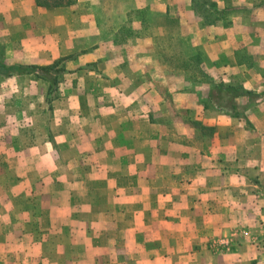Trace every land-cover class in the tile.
<instances>
[{"label":"crops","instance_id":"0c3cea01","mask_svg":"<svg viewBox=\"0 0 264 264\" xmlns=\"http://www.w3.org/2000/svg\"><path fill=\"white\" fill-rule=\"evenodd\" d=\"M210 1L213 19L197 14L192 0L166 5L165 12L179 10L201 47L206 75L188 79L171 98L146 76L150 45L133 64L124 60L134 57L129 46H116L120 38L113 37L109 60L101 62L91 49L98 23L85 21L77 5L0 0L11 63L48 66L68 58L64 77L72 79L86 62L96 63L90 83H60L77 92L53 101L51 115L42 106L39 114L0 118V138L26 127L15 149L77 154L74 165L11 179L17 189L0 196V264H126L135 256L132 264H264V100L238 99L248 107L245 119L202 104L215 86L264 91V0ZM158 35L147 41L160 43ZM12 83L0 84V93ZM67 217L77 225L68 227ZM130 250L135 256L125 259Z\"/></svg>","mask_w":264,"mask_h":264},{"label":"rangeland","instance_id":"374dc122","mask_svg":"<svg viewBox=\"0 0 264 264\" xmlns=\"http://www.w3.org/2000/svg\"><path fill=\"white\" fill-rule=\"evenodd\" d=\"M40 1L44 2L46 0ZM66 1L69 2V6L73 4L78 6V9L85 15V21H93V19H95V22L98 23L97 26L100 39L97 46L91 48L93 52L94 50H97L98 53L100 52L101 57L98 60L101 62L109 60V45L113 42V37H115V40L120 38L119 41L122 39V41L115 43L116 46H129L130 52L134 57H126L124 60L126 62H132L133 64H137L139 61L136 55L144 54L143 48L145 49L150 45V50L146 53L148 58L142 59L144 60L143 63L147 70L146 76L151 80L155 79L156 82L161 85L162 92L168 97L172 98L173 93L179 94L183 92L182 89L184 85H186V82L188 79L190 80L192 75L190 72L178 70L177 67L183 63L185 64L188 57L198 55L201 51V47L191 39V33L185 28L179 10H177L178 13L174 12L175 10L171 13L169 11L165 12V10L169 2L180 3L182 5L185 3V0H146V8L140 10L138 9V5L140 2H144L143 0ZM179 7L183 8V6ZM1 18L2 17H0V23ZM142 19L145 20L144 23ZM157 34L163 38L160 43L157 42L154 45L152 42L150 43L147 41L149 37H154V35L157 37ZM143 37H145L146 40ZM171 37L172 40H169ZM174 37L176 39H174ZM109 38L111 39L109 40ZM6 50L7 43L1 41L0 34V60L7 65H14L5 57ZM81 67L83 68L79 69V71H83L84 74H79L80 76L76 79H72L70 78L71 76L69 77V75H66L62 77L61 82L70 80V82L74 81L76 83H90V81L93 80V76L88 72L96 68V63L86 62ZM151 70H155L156 73L150 74ZM11 78L13 82L12 85L3 86L0 93V118H2L3 121H6V119H9V117L14 114L20 118H25L26 114L30 113L39 114L42 106L46 113L52 114L53 108L52 111H50L49 104L47 103L49 91L48 82L40 79L37 75L23 77L14 76ZM11 78H0V84L9 81ZM1 86L2 85H0V87ZM59 88L58 92L54 93L53 98L73 97V93L77 92L74 90H61V85ZM87 91L82 90L83 93ZM69 93L70 95H68ZM30 99L33 100L30 101ZM243 106L247 107L246 104ZM17 128L19 130L14 128V134L12 132L8 133V135L7 133H3V136L0 138V196L2 199L5 197L8 198L10 190L12 191L18 187L16 186L17 183L11 182V179L20 180L29 175L39 178L45 171L52 169L58 171L56 168H58L59 164L63 165L64 161L67 165H74L77 163V154L74 151L63 152L59 158L52 149H33L32 151H29V149H15V146H13V142H15L16 139L15 136L19 134L23 136L26 127L22 124L21 127L18 125ZM34 131L35 135L40 133L38 136L41 137V129L36 125L34 126ZM20 138H23L22 142L25 143V137ZM59 172L64 175V168L59 170ZM18 185L20 184L18 183ZM74 189L77 190V188ZM41 191V188L37 187L35 194L38 198L42 195ZM5 202L6 207L11 208V203ZM102 204L105 205V203ZM63 205L64 211H66L69 205L67 206L66 203ZM77 222L75 217H67L66 219L68 227H75ZM83 222H85V220H82L81 223ZM99 226L104 225L99 223ZM92 239L93 238L88 236L87 241L89 242ZM94 240L99 246L103 243L101 238H95ZM37 247H39V245L36 243L35 248ZM94 252L99 255L103 251L97 250ZM94 252L92 255L95 254ZM133 253H135V251L130 250L129 255H125V259H131V257L135 256ZM138 259L139 258L135 256L134 260L137 261ZM133 261L130 260L126 262V264H132Z\"/></svg>","mask_w":264,"mask_h":264},{"label":"trees","instance_id":"16d2710c","mask_svg":"<svg viewBox=\"0 0 264 264\" xmlns=\"http://www.w3.org/2000/svg\"><path fill=\"white\" fill-rule=\"evenodd\" d=\"M192 1L197 14L205 19H213L214 13H209L208 8L216 12L217 8L214 3H212L210 0ZM36 2L37 5L45 8L69 6V2H67L66 0H46L44 2L36 0ZM66 59H62L48 66L18 64L7 65L0 60V78L8 79L14 76L23 77L37 75L40 79L45 80L49 84L47 103L49 104V110L52 111L53 101L58 99V97L53 98V95L54 93L58 92L61 79L62 77H64V74L66 72L65 66L63 64ZM201 62L202 58L201 54L199 53L198 55L188 57L185 61V64L183 63L181 65H178L177 69L191 71L192 77L190 78V80L193 82H197V80L206 76L201 72ZM240 98L253 99L255 101H258L256 103L258 104L260 103L259 101L264 100V91L260 94H257L253 91L245 90L240 86H215L213 87V89L209 90L206 96H204L202 104L204 105L205 109H211L217 112L225 113L231 117L245 119L248 107H239L237 105V101Z\"/></svg>","mask_w":264,"mask_h":264}]
</instances>
